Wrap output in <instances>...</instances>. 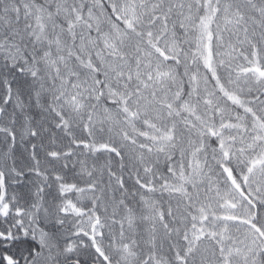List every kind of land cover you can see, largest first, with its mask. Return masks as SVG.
I'll use <instances>...</instances> for the list:
<instances>
[{"label":"snow or ice","instance_id":"6c2138e0","mask_svg":"<svg viewBox=\"0 0 264 264\" xmlns=\"http://www.w3.org/2000/svg\"><path fill=\"white\" fill-rule=\"evenodd\" d=\"M0 264H264V0H0Z\"/></svg>","mask_w":264,"mask_h":264}]
</instances>
